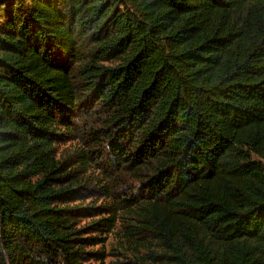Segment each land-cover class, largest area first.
<instances>
[{
    "label": "trees",
    "instance_id": "1",
    "mask_svg": "<svg viewBox=\"0 0 264 264\" xmlns=\"http://www.w3.org/2000/svg\"><path fill=\"white\" fill-rule=\"evenodd\" d=\"M0 264H264V0H0Z\"/></svg>",
    "mask_w": 264,
    "mask_h": 264
}]
</instances>
